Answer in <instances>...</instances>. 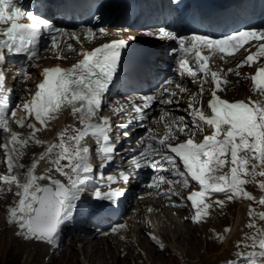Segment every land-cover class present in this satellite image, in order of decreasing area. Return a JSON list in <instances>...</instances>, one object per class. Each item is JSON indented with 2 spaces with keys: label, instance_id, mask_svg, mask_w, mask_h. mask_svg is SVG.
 Returning a JSON list of instances; mask_svg holds the SVG:
<instances>
[{
  "label": "snow or ice",
  "instance_id": "1",
  "mask_svg": "<svg viewBox=\"0 0 264 264\" xmlns=\"http://www.w3.org/2000/svg\"><path fill=\"white\" fill-rule=\"evenodd\" d=\"M175 2L179 3V0H175ZM24 19H30L32 22L24 23L22 22ZM0 25H7V27L0 28V65L6 62L7 55L23 54L28 62L39 59L38 44L45 31L55 33L51 36L53 48H59L60 36L78 40L75 33H68L62 28H56L41 16L25 10L23 0H0ZM99 32L102 35H107L104 28H100ZM87 33L89 37L94 35L91 28L87 29ZM147 35L178 41V49L173 51H180L185 55H182L178 60L176 71L180 77L187 75L193 80H196L198 72L203 73V80L198 81L200 83L199 94L202 96L205 91H209L211 98L207 103L209 111L206 113L202 108L194 107L193 102L196 101V96L191 97V101L185 109L191 117L190 128L185 123L187 117H179L181 126L177 128V132L184 133L185 128H188L191 134L189 138L182 142H175L179 137L168 125H165L168 131L161 138H157L156 134L149 130V139L158 140L157 146L153 147L149 143L147 148H143L137 156L131 158L132 164L137 170L148 167L159 173L161 169H164L170 172L173 177L183 178L174 181L173 179L166 180L165 176L158 175V178H152L147 185L150 188L159 187L160 182H167L169 185L174 182L182 183L187 188L189 177L191 181H195L200 190L192 191L188 196V200L195 208L194 222H200L208 214L212 204L206 203V200L214 194L224 195L225 199L212 202L221 208L225 205L226 200L246 198L256 201L257 198L245 190L244 186L258 184L259 189L264 190V179L257 180V177L264 178V66L258 65V70L251 76L254 88L262 99L253 101L249 98L248 102H230L218 95V92L224 90L222 85L228 83L227 78L221 79L217 71H212L208 61L210 56L217 52L232 56L234 50L242 48L249 41H257L254 45L257 49L256 52L251 53L250 49H245V52H250V54L246 55L235 69H228V72H235L239 76L238 69L240 67H251L257 63L259 57H264V44L259 43L264 40V30H241L223 38H210L202 34L178 36L173 31L160 27L155 31L147 32ZM134 39L135 37L130 36L127 40H114L96 47L94 50L82 52L83 58L70 69L57 66L43 71V82L38 85V91L34 97L24 104V110L29 114L34 113L35 119L42 125H45L49 118L55 119L56 114L70 110L71 115L83 127H72L70 134L68 129H65L61 133L60 144H53L47 148L46 154L41 155L39 160L33 163L27 171L23 183L17 174L2 177L5 183L15 184L20 189L16 193L20 197L18 206L11 208L9 212V222L18 225L17 235L25 239L55 243L61 224L71 219L72 210L76 207V202L84 191L88 180L87 174L93 171L89 159L90 148L82 144L89 132L96 136L98 141L102 138L105 142L99 149L104 154V159L109 162L113 159L115 148L107 143L110 132L109 120L102 119V123H92L91 120L93 117H99L102 101L118 69L121 50ZM66 48L72 49V44H67ZM203 49H208L210 55H203ZM193 53L195 54V67L190 66V61L186 58L187 54ZM26 66V63L22 65V70L19 73L21 79L26 78L27 73L23 70ZM209 76L215 87L205 89L203 85L209 82ZM5 79L4 72L0 69V87H3ZM173 84L174 81L169 78L158 94L143 96L141 99L144 103L140 106L134 105L135 112L139 114V121H144L146 118V113L143 110L148 109L157 100L161 105L178 104V100L174 101L172 98L178 97L179 93H184L186 88L179 82H176L173 88L171 87ZM164 95L169 98L162 99L161 97ZM167 114V112L164 113L165 116ZM11 115L15 116L16 113L13 112ZM163 119L164 116L161 117V120ZM17 123L23 127V119L18 120ZM172 125L175 126L176 121H172ZM0 127L7 129V122L0 120ZM28 127L33 129L34 138L35 132L39 129H36L34 124H29ZM204 127L214 129L213 134L205 136L203 142L195 143L192 137L197 131H202ZM69 141L71 147L67 146ZM11 143L13 145L19 143L24 146L27 144V140L18 141V134L12 133ZM36 143L39 144L41 141L37 140ZM141 143H143V137ZM0 147L7 149L8 145ZM57 147L60 151L56 153V158L52 161L54 169L50 168L48 172L59 173L61 177L65 178L63 182L52 175L35 174L39 161L44 160L46 155H51ZM148 149H151V152ZM229 153L230 175H215L228 163L224 157ZM13 160L12 156H8L7 163L10 172L14 166ZM64 160H67L66 164L61 163ZM16 166L23 168V165ZM117 179L113 175L107 176L109 182H115ZM119 179L125 183L131 181V177L125 172L120 173ZM44 180H49L50 183L42 185L40 181ZM122 195L123 192L119 189L109 190L106 193L96 190L93 193L94 199L99 201H114ZM258 203L264 205V197H261ZM254 213L255 209L249 211L250 221ZM259 219L264 221V212L259 213ZM118 227L122 228L124 225L113 226L111 231L117 232ZM248 227L256 228V224L250 222ZM247 239L255 246L256 236H248ZM258 247L264 250V238L259 239ZM246 258L248 264H257L258 260H264V251L249 252L246 254ZM229 264H234V262H229Z\"/></svg>",
  "mask_w": 264,
  "mask_h": 264
},
{
  "label": "rangeland",
  "instance_id": "2",
  "mask_svg": "<svg viewBox=\"0 0 264 264\" xmlns=\"http://www.w3.org/2000/svg\"><path fill=\"white\" fill-rule=\"evenodd\" d=\"M24 177H26L25 173ZM235 204L236 199L232 201H226L225 207L223 206L220 208V206H218V210H221L219 213H217L216 209L215 211L210 210L211 224L204 227H199L198 225L194 226L191 224V222L187 221L188 219H186L185 216L176 214V220L175 222L171 223V227L173 226L174 228L175 226L181 230V232H177L178 238H183L186 236L189 237L184 239L186 240V248L181 247V245L176 243L175 233L177 228L176 231L173 232L170 227L166 229L165 225V227L163 226L161 233L163 235L165 234L166 241L170 245L169 248L172 250L169 248V250L166 248H158L157 246L150 244L148 241L149 238H147L146 235L143 236L141 233L142 235L140 234V236L143 238V241L138 243V250L134 244L129 246H113L112 244L106 242L107 246L110 245L109 248H111L108 253H103L105 250H108L107 246L102 247L100 250L96 248L94 251L90 252V248H85V246H88L87 243L78 242L76 239L83 238L87 242L88 240H93L96 238V236L90 233H81L78 231L76 234H73L69 237L67 247L60 251L58 255H56V251L51 253V251L47 249L49 247L43 244L38 247H35L36 245H34V248L29 245L27 249L34 251L36 255H40L39 258L36 259L39 261H34L33 263L23 262L21 259H19L20 255L18 256L14 252V249L10 247L11 245H8L7 239L9 237L10 231L7 230L6 227H3V225L0 226V264H195L201 260L202 255H204V257L211 258L213 254L216 255L221 251V248L226 242L227 237L222 239L221 237L217 236V230L219 229L221 233L226 235L225 230L229 226L230 217V215L228 216L227 213H229L230 207H234ZM2 208L3 207L0 205L1 223H3L4 212V209ZM225 210L227 211L226 214H224ZM139 228L142 230L143 226L139 225ZM136 232L140 233L138 230H136ZM180 233L181 235H179ZM167 235L169 236L167 237ZM171 235H173L172 239L170 238ZM140 236L138 235L137 237L140 238ZM72 237L73 239L70 240ZM145 241H147V243H145ZM134 248L136 249L134 250ZM186 251L189 257L184 255ZM45 254H48L49 257L45 256Z\"/></svg>",
  "mask_w": 264,
  "mask_h": 264
},
{
  "label": "bare ground",
  "instance_id": "3",
  "mask_svg": "<svg viewBox=\"0 0 264 264\" xmlns=\"http://www.w3.org/2000/svg\"><path fill=\"white\" fill-rule=\"evenodd\" d=\"M242 92L244 94L245 93L247 94L248 89H245ZM50 126L51 127L46 129V131L48 133H45L43 136H41L39 138L41 143H39L40 146L38 148H42V149L40 151L36 150V152H35L36 155H35L34 159H32L29 162L30 165L25 170V175L27 174V171L31 168L32 164L35 163L37 160H39V157L41 155L46 154V151H47V148L49 147V144H52V145L53 144H56V145L60 144V136H61V133H63L65 131V129H68L69 134L71 133L70 124L66 119L61 120L58 124H54V125H50ZM52 137H54V140H51ZM69 143H70V141L67 143V146L71 147V144H69ZM59 151H60V149H59V147H57L53 150V153L51 155H46V158L44 160H40L39 163L37 164L36 169H35V174H37V175H45V174L52 175V176H55L56 178L61 179L63 182L65 180V178L61 177L59 173H56L55 171H52L51 173L48 172V170L50 168L54 169V165H53L52 161L56 158V153H58ZM224 158L228 161V163H226V165L222 169H220L217 173H215V175H218V174L219 175H230V171H231L230 153ZM89 159H90V163H93L96 159V155L94 154L93 150H91L89 153ZM61 163L66 164L67 160L61 161ZM257 170H259V169H257ZM260 179H264V178L257 177V180H260ZM49 182H50L49 180L40 181V183L42 185L44 183H49ZM92 185H93V183L89 182L88 186H86L84 188V191L82 192V196L84 198H88L89 195L91 194ZM244 187H245V190L251 192L257 198L256 201H250V200H247L246 198H236L235 206L230 207V210H229V213H230L229 226L225 230V234H226L225 236L227 237V239H226V242L223 244L221 251L216 255L213 254V256L211 258H207V257H204V255H202L201 260L195 264H229V262H234V264H248V259L246 258L247 253L264 251V250L259 249V247H258L259 239L264 238V221H261L259 219V213L264 212V205H260L258 203V200L261 197H264V190L259 189L258 184H247ZM19 199H20V197H18V200L16 202L17 205H18ZM218 199H225V197L223 194H214L211 197V200L209 202L212 204V206L215 207L216 210H218L219 205L214 204L212 202L215 200H218ZM79 201L83 202L84 204H85V202H89L90 205L93 204L92 202H90L87 199L82 200L80 198ZM2 209H4V208H2ZM252 209H255V213H254V215L250 221L248 213ZM218 211L221 212V210H218ZM179 213L180 214L182 213L183 215L187 216L186 212L177 211V214H179ZM163 214H164V216H163ZM163 214L160 213L155 218L156 222L160 226L165 225L166 229L170 227L171 230L173 232H175L177 227H175V226H174V228H173V226L171 227V224H169V222L166 223V219H168V221H170L171 223L175 222L176 213H174L173 211L171 212V211H165L164 210ZM250 222H254L256 224V228H249L248 224ZM3 225H4L3 223L0 224V226H3ZM68 226H69V223L67 220L61 224V227H60L59 233L56 237V240L59 237H64L66 235ZM162 229H163V227L155 226L154 232L159 234L160 236H162V238L166 239L165 234L163 235L161 233ZM137 230L140 233L135 232L133 235V239H135V242L139 243L140 241H143V238L140 236V234L144 233L145 229L143 227V229L141 230L139 228V225H138ZM17 232H18L17 230H11L10 231L9 237L7 239L8 245L9 244L11 245V246L10 245L9 246L12 249H14V252L18 256L20 255L19 259H21L23 262L33 263L34 261H39L36 259L39 258L40 255H38V254L36 255L34 251L27 249L29 245L22 242L17 237H15V235H17ZM177 232H181V230L179 228H177V231L175 233L176 243L178 245H181V247H185L186 240H184V239L187 236L186 237L182 236L183 238H178ZM138 235L140 236V238L137 237ZM179 235H181V233ZM168 236L169 235H167V237ZM172 236L173 235H171V237H170L171 239H172ZM248 236H256L255 246H253L251 241H249L247 239ZM187 238H189V237H187ZM76 240L78 242L87 243L88 246H85V248H90L89 249V251L91 250L90 252L94 251L96 248L100 250L102 247L107 246L106 242H108V243L111 242V241H103L102 239L97 238V236L93 240H88L87 242L83 238L82 239L77 238ZM182 240H183V243H182ZM145 243H147V241H145ZM238 244L240 245L239 247L237 246ZM40 245L41 244H38L35 247H38ZM109 246L110 245L107 246L108 250H105V248H104L105 252H103V253H108V251L111 250V248H109ZM47 249H49V248H47ZM135 249L136 248H134V250ZM169 249L172 250L171 248H169ZM137 250H138V248H137ZM237 253H240V255H237ZM184 255L188 256L187 251L184 253ZM45 256L49 257L48 254H45ZM257 264H264V260H258Z\"/></svg>",
  "mask_w": 264,
  "mask_h": 264
}]
</instances>
